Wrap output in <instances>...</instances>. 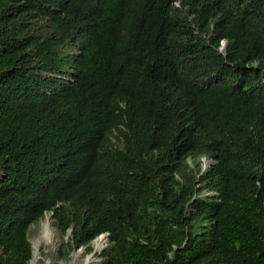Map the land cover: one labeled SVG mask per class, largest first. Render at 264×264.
<instances>
[{"label": "trees", "instance_id": "16d2710c", "mask_svg": "<svg viewBox=\"0 0 264 264\" xmlns=\"http://www.w3.org/2000/svg\"><path fill=\"white\" fill-rule=\"evenodd\" d=\"M44 211L60 258L264 264V0H0V264Z\"/></svg>", "mask_w": 264, "mask_h": 264}, {"label": "rangeland", "instance_id": "374dc122", "mask_svg": "<svg viewBox=\"0 0 264 264\" xmlns=\"http://www.w3.org/2000/svg\"><path fill=\"white\" fill-rule=\"evenodd\" d=\"M43 223L48 225L44 231ZM27 238L31 245L29 264H99V258L95 253L105 245L104 242L92 255H88L90 250L78 246L75 249L66 250L64 257H57L54 252L61 235L52 226L49 211H44L41 216L28 225ZM91 242L90 240L88 243L90 249H92Z\"/></svg>", "mask_w": 264, "mask_h": 264}, {"label": "clouds", "instance_id": "9594fccd", "mask_svg": "<svg viewBox=\"0 0 264 264\" xmlns=\"http://www.w3.org/2000/svg\"><path fill=\"white\" fill-rule=\"evenodd\" d=\"M173 4L177 5V1H174ZM224 47H225V39H219L218 40V43L216 45V50L217 52H220L222 53V51L224 50ZM70 49H67L66 47H63L61 48V51H68ZM48 75H51L49 72L47 73ZM56 76H59L58 74H56ZM66 79H68L69 81H71L70 78L68 77H64ZM197 160H198V163H199V170L201 171L202 169H205L209 164H211L213 162V160L209 157V156H206V155H203V154H200L198 155L197 157ZM186 161L189 163V159L187 158ZM190 164V163H189ZM199 194H202V195H213L215 194L214 191H211V190H203L201 191ZM104 232V231H103ZM107 232V231H105ZM101 233V232H100ZM99 235V233L97 234ZM107 235V233H106ZM96 236V235H95ZM94 236V237H95ZM93 237V238H94ZM92 238V239H93ZM91 239V240H92ZM105 243H106V238H105ZM91 250V249H90ZM89 251V250H88ZM97 251V250H96ZM90 251L88 252V255H89ZM94 253V252H93ZM92 255V254H91ZM29 264V263H28Z\"/></svg>", "mask_w": 264, "mask_h": 264}, {"label": "bare ground", "instance_id": "6f19581e", "mask_svg": "<svg viewBox=\"0 0 264 264\" xmlns=\"http://www.w3.org/2000/svg\"><path fill=\"white\" fill-rule=\"evenodd\" d=\"M42 225H43L42 227H43V231H44L48 225H46V223H43ZM105 238H106V236L104 234H99L96 238H94L91 242L92 249L94 251L97 250L105 242Z\"/></svg>", "mask_w": 264, "mask_h": 264}, {"label": "water", "instance_id": "95a60500", "mask_svg": "<svg viewBox=\"0 0 264 264\" xmlns=\"http://www.w3.org/2000/svg\"><path fill=\"white\" fill-rule=\"evenodd\" d=\"M106 233H107V232L104 231V232H101V233H99V234H104V235L106 236ZM93 252H94V250L91 249L89 255H91Z\"/></svg>", "mask_w": 264, "mask_h": 264}]
</instances>
